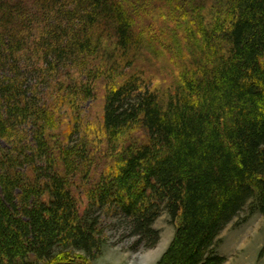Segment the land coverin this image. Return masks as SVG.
Returning a JSON list of instances; mask_svg holds the SVG:
<instances>
[{"label":"trees","instance_id":"1","mask_svg":"<svg viewBox=\"0 0 264 264\" xmlns=\"http://www.w3.org/2000/svg\"><path fill=\"white\" fill-rule=\"evenodd\" d=\"M0 264H223L264 217V0H0Z\"/></svg>","mask_w":264,"mask_h":264},{"label":"rangeland","instance_id":"2","mask_svg":"<svg viewBox=\"0 0 264 264\" xmlns=\"http://www.w3.org/2000/svg\"><path fill=\"white\" fill-rule=\"evenodd\" d=\"M6 143L0 138V151ZM106 242L92 264H156L169 247L175 232L167 211L162 208L153 223L159 240L151 249L136 248V238L129 237L118 224L105 225ZM216 252L225 257L223 264H264V217L246 207L220 234Z\"/></svg>","mask_w":264,"mask_h":264}]
</instances>
